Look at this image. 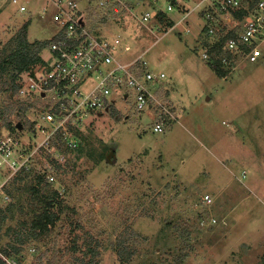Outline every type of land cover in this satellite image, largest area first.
I'll return each instance as SVG.
<instances>
[{
  "label": "rangeland",
  "instance_id": "obj_1",
  "mask_svg": "<svg viewBox=\"0 0 264 264\" xmlns=\"http://www.w3.org/2000/svg\"><path fill=\"white\" fill-rule=\"evenodd\" d=\"M54 13L49 0H29L23 13L6 5L0 51L28 19L30 41L50 40L57 32ZM183 13L169 15L177 20ZM204 15L200 8L169 29L154 20L126 24L131 42L123 45V61L145 51L148 68L166 75L157 95L176 119L167 117L166 131L155 132L153 117L118 99L85 126L90 143L79 142L97 153L107 147L105 158L66 152L67 168L54 167L55 182L48 187L40 178L50 160L43 154L12 188L17 185L15 201L25 211L15 209L1 234L21 222L30 229L45 207L59 216L25 243L14 256L17 263L83 264L91 258L88 264H264V57L256 63L241 59L228 70L204 60L202 51L216 40L206 33ZM219 25L222 35L233 23ZM42 54L49 55L47 48ZM10 103L0 88V106ZM5 241L6 235L0 248ZM119 243L132 253L129 261L119 258Z\"/></svg>",
  "mask_w": 264,
  "mask_h": 264
},
{
  "label": "built area",
  "instance_id": "obj_2",
  "mask_svg": "<svg viewBox=\"0 0 264 264\" xmlns=\"http://www.w3.org/2000/svg\"><path fill=\"white\" fill-rule=\"evenodd\" d=\"M49 1L55 6L57 32L47 47L48 65L20 75L19 98L35 101L25 116L28 126L18 127L20 120L13 114L14 129L10 130L0 118V203L11 200L16 180L36 169L43 154L51 158L41 174L54 183L52 159L64 162L67 155L60 145L78 147V131L109 112L118 99L132 103L135 113L153 117L150 127L155 132L166 131L167 117L176 119L157 95L166 75L148 68L142 57L145 51L123 61V45L130 41L125 26L132 19L146 25L154 20L161 26V11L170 16L172 11L184 10L180 19H173L174 28L201 8L207 35L220 36L223 26L219 23H233L222 34H235L222 48L203 50L204 60L228 70L236 69L239 61L256 63L264 57V0H191V5L183 0ZM8 4L22 13L29 10V0H0V11ZM239 10L244 15L237 20ZM42 12L46 14L48 7ZM206 198L212 200L209 195ZM9 262L18 264L14 258Z\"/></svg>",
  "mask_w": 264,
  "mask_h": 264
},
{
  "label": "trees",
  "instance_id": "obj_3",
  "mask_svg": "<svg viewBox=\"0 0 264 264\" xmlns=\"http://www.w3.org/2000/svg\"><path fill=\"white\" fill-rule=\"evenodd\" d=\"M174 3L178 2V0H170ZM244 15V10H239L235 12L236 19L239 20ZM158 20L163 28H170L174 25V20L161 11L158 16ZM30 25V19H28L19 29L18 31L8 40L6 45L3 46L0 51V88L1 90H5L8 92L9 97L11 99V103L7 106H0V118L3 119V124L9 128L10 130L14 129L12 124L11 116L14 114L18 117V119L24 123V125L28 126L27 121L25 120L26 113L35 106V101H30L29 99H21L18 96L19 89L21 87L20 75L24 72H29L35 70L37 67L44 68L48 65V62L43 57V50L48 47L50 40H35L30 41L28 38V28ZM235 36L233 31H230L228 34L220 35L216 37L215 42L211 44H207V49L209 52H212L216 49H220L223 47V43L228 37ZM217 73L224 77L226 71L222 69H218ZM81 140L85 139L86 144L90 143L85 135V130H79ZM80 145V144H79ZM60 148L64 152H68L70 150H76L79 153L87 152L86 154L92 160L99 161L105 158L108 148L105 150L96 152V150H91V148L85 147V144L81 147L69 148L65 145H60ZM68 155V153H66ZM67 155L66 160L64 162H58L55 159H52L55 169L64 170L67 168ZM51 158V156H49ZM34 169H31L32 171ZM26 172V175L30 172ZM25 176H21L16 180L23 181ZM43 176V175H42ZM43 181H45L48 187L53 185L49 183L45 176L40 177ZM47 181V182H46ZM45 186V187H47ZM28 187L26 186L25 189ZM29 190V189H27ZM15 191L17 190V185L15 189L12 191V198L8 203L2 205L0 203V241L3 236H7L9 241H5L0 248V264H11L9 259L15 258V255H19L20 252L23 251V246L28 240L33 236L35 238H39L44 232L49 229V226L57 221L59 213H55L50 211L49 207H45L41 214L39 215L38 222H34L30 229H24L25 223L21 222L20 227H7L6 233L1 234L3 227L8 219L14 217L15 209L23 213L25 211L24 205H18L15 201ZM33 191L36 193L40 192V188L35 186L33 187ZM53 196L58 194L56 190L53 191ZM14 198V200H13ZM117 254L122 261H129L132 257V253L130 250L123 244L119 243L117 247ZM129 250V251H128ZM92 252L91 256L95 255V249H90ZM93 259H89V262H92ZM88 261H82L83 264H88ZM19 264V263H18Z\"/></svg>",
  "mask_w": 264,
  "mask_h": 264
},
{
  "label": "water",
  "instance_id": "obj_4",
  "mask_svg": "<svg viewBox=\"0 0 264 264\" xmlns=\"http://www.w3.org/2000/svg\"><path fill=\"white\" fill-rule=\"evenodd\" d=\"M23 126V123L21 121L18 122V127H22Z\"/></svg>",
  "mask_w": 264,
  "mask_h": 264
}]
</instances>
